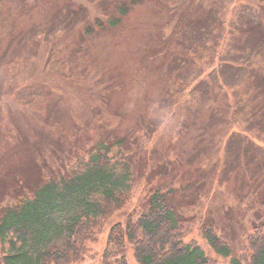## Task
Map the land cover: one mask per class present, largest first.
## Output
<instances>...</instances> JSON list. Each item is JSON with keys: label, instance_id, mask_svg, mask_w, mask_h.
<instances>
[{"label": "rangeland", "instance_id": "1", "mask_svg": "<svg viewBox=\"0 0 264 264\" xmlns=\"http://www.w3.org/2000/svg\"><path fill=\"white\" fill-rule=\"evenodd\" d=\"M125 1L0 0V212L104 143L129 199L81 264H136L110 229L137 231L156 188L185 239L227 264L200 226L231 256L264 224V0H137L107 26Z\"/></svg>", "mask_w": 264, "mask_h": 264}, {"label": "trees", "instance_id": "2", "mask_svg": "<svg viewBox=\"0 0 264 264\" xmlns=\"http://www.w3.org/2000/svg\"><path fill=\"white\" fill-rule=\"evenodd\" d=\"M136 2L126 0L105 24L114 27ZM94 24L101 26V21L96 19ZM109 149L110 145L97 143L89 160L78 161L66 177L46 180L33 191L34 197L20 199L0 212V242L8 243L0 251V264H81L85 260L104 223L129 199L128 172L109 169ZM170 195L168 188L154 189L136 220L137 231L130 226L112 227L109 242L121 252L126 241L136 264H217L197 242L185 239L186 227ZM59 207L66 214L63 223H56L51 215ZM200 232L215 255L228 259L227 264H264L263 223H256L246 234L241 255L230 256L226 237L212 225H201ZM116 264L128 263L122 255Z\"/></svg>", "mask_w": 264, "mask_h": 264}]
</instances>
